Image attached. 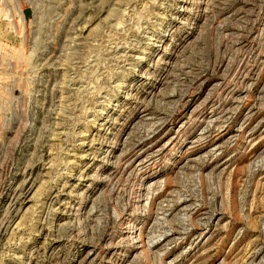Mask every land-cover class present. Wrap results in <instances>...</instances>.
<instances>
[{
  "label": "rangeland",
  "instance_id": "374dc122",
  "mask_svg": "<svg viewBox=\"0 0 264 264\" xmlns=\"http://www.w3.org/2000/svg\"><path fill=\"white\" fill-rule=\"evenodd\" d=\"M0 264H264V0H0Z\"/></svg>",
  "mask_w": 264,
  "mask_h": 264
},
{
  "label": "water",
  "instance_id": "95a60500",
  "mask_svg": "<svg viewBox=\"0 0 264 264\" xmlns=\"http://www.w3.org/2000/svg\"><path fill=\"white\" fill-rule=\"evenodd\" d=\"M24 12H25V15H29L30 14V9H26Z\"/></svg>",
  "mask_w": 264,
  "mask_h": 264
}]
</instances>
